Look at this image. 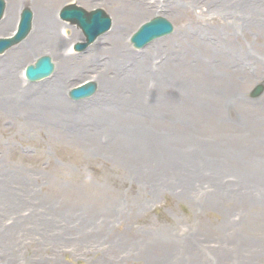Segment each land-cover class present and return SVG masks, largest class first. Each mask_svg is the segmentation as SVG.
Listing matches in <instances>:
<instances>
[{"label": "rangeland", "instance_id": "374dc122", "mask_svg": "<svg viewBox=\"0 0 264 264\" xmlns=\"http://www.w3.org/2000/svg\"><path fill=\"white\" fill-rule=\"evenodd\" d=\"M15 1V27L24 5H47L62 35L77 31L66 51L84 34L60 18L65 3L102 6L113 18L111 0ZM154 1L125 41L151 52L158 71L144 70L145 87L120 89L122 106L93 62L84 68L42 45L13 62L20 81L0 78V264H264V92L250 95L264 82V0H251L255 13L236 24L231 5L209 12L211 0ZM184 3L196 9L193 23L177 9ZM155 15L174 30L134 47L132 33ZM43 54L54 73L66 71L58 100L45 85L54 73L35 82L24 74ZM86 79L98 90L72 100Z\"/></svg>", "mask_w": 264, "mask_h": 264}, {"label": "bare ground", "instance_id": "6f19581e", "mask_svg": "<svg viewBox=\"0 0 264 264\" xmlns=\"http://www.w3.org/2000/svg\"><path fill=\"white\" fill-rule=\"evenodd\" d=\"M154 2V0H111L110 3L114 7L113 25L108 33L99 36L95 43L89 47L88 50L90 53L89 58L85 60L86 62L84 60H80L83 55L78 52H83L90 44L81 51H78L77 49L75 51H66L64 48L65 41L74 34L77 35V31L71 30L69 38L66 37V35H62L58 20L50 15L49 7H47V5H37L34 8L32 29L31 32H29L28 37H26L22 43L4 53V56L0 58V67L2 68L0 78L3 77L4 80L11 78L10 82H12V84L20 81L18 74L13 69V62H15V59H21V57L25 56L30 49L36 47L37 45H42L46 49H53V51L58 54L63 50L65 57L67 59L69 58V60L72 59V61L70 60V63L75 62V64H80L82 66L85 65L88 68L91 64L87 65V63L89 61L93 62L94 65L92 68L94 66L96 68H100L99 71L102 75V81L109 83L110 93H113L112 97L108 94L110 101L116 103V106L118 107L122 106L125 104L126 99L121 100L118 96V94H122V92L119 91L120 89H124L122 91L125 92V88L130 86L134 80L135 82L140 83L141 86L144 85L143 87H145L147 83L146 81L144 82L143 79L148 74L144 70L149 71L151 74L158 71V67L155 64L156 59L151 57V52H146L149 54L148 56L146 54H141L143 52L140 54L136 53V51L133 52L129 49L125 41L127 27L133 23L136 17L140 15L144 9L154 4ZM15 3H17V1L14 2V0H11V2L8 3L5 17L2 21H0V30L7 27L11 23L13 24L11 29L13 30L15 28V23L17 22V18L15 16L17 8ZM213 3L216 6L212 5ZM249 3L254 4V8L253 5H249ZM205 4L207 5L206 10L209 12L212 10L221 12L219 8H222L225 5H231L232 9L228 10L230 12V15L228 16L235 24L237 20L245 19L246 17L251 16L257 9V6H255L257 3L251 0H211L210 5L207 4V2H205ZM176 6L181 16H185L189 23H193L197 20L198 15L192 4L184 3ZM92 49L94 50V54H91ZM97 49L106 50L107 54H103L101 58H98V55L95 54ZM208 49L209 47L206 45V50ZM141 51H144V49ZM223 53L224 55L226 54L229 56L230 59H233L234 62L239 60V55L236 54L232 48H224ZM166 59L170 58L167 56ZM10 61L11 63H9ZM128 63H130V65H127ZM165 64L166 60H163L159 66V69L163 72L164 70L162 69L166 67ZM131 68H135V71L133 70L134 74L132 75ZM53 73L54 71L51 74ZM54 75L55 77L52 78L51 81L45 82V85L47 86L46 90H49V92H47L49 96L54 100H58L60 98L55 94L60 92L59 85H61L62 81L64 82V78L67 75L66 71L62 69L57 70V73H54ZM0 116L2 117V114H0Z\"/></svg>", "mask_w": 264, "mask_h": 264}, {"label": "water", "instance_id": "95a60500", "mask_svg": "<svg viewBox=\"0 0 264 264\" xmlns=\"http://www.w3.org/2000/svg\"><path fill=\"white\" fill-rule=\"evenodd\" d=\"M5 9V0H0V17L3 15ZM60 15L64 19H69L72 22H77L86 34V41H78L75 45L77 49L85 48L92 42L99 34L106 31L112 23L111 17L102 9L96 8L93 10H86L74 3L65 5ZM33 12L32 9L26 6L22 10L19 31L16 36L12 38H0V51L9 47L13 43L21 40L29 32L32 26ZM172 23L163 16H156L151 20L145 22L133 34L132 41L138 47L144 46L153 38L172 31ZM54 69V63L50 55H43L38 58L35 64L28 67V76L32 80L39 79L50 74ZM96 89V83L90 82L76 86L71 89L70 94L74 98H81L92 94ZM264 89V84L259 83L254 88L252 95H259Z\"/></svg>", "mask_w": 264, "mask_h": 264}]
</instances>
